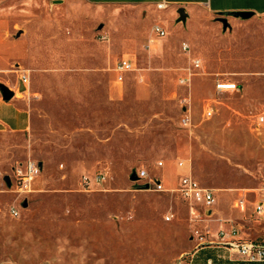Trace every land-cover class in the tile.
I'll use <instances>...</instances> for the list:
<instances>
[{
  "label": "rangeland",
  "instance_id": "374dc122",
  "mask_svg": "<svg viewBox=\"0 0 264 264\" xmlns=\"http://www.w3.org/2000/svg\"><path fill=\"white\" fill-rule=\"evenodd\" d=\"M24 9L31 17L11 19L9 32L34 34L36 71L10 63L0 70V83L13 90L19 72L27 71L40 115L26 132H0V264H184L195 232H210L206 210L171 190L180 174L189 171L215 196L223 192L225 214L229 206L237 210L229 205V191L235 206L264 182V123H255L264 114V17L229 18L226 28L211 17L194 24L203 36L191 38L178 24L161 46L154 34L130 41L140 26L129 8H111L98 19L97 9L81 2L0 0L2 14ZM28 45L24 35L4 38L0 28V66ZM122 57L131 58L135 70L122 83L113 82L114 72L106 81L107 92L115 88L119 98L98 117L72 116L66 97L85 92L89 80L51 67L86 60L112 67ZM193 58L201 67L184 85ZM218 81L235 83L237 90L218 93ZM208 103L215 111L205 118ZM85 124L100 131L70 132ZM27 159L42 168L33 190L19 194L3 177ZM141 168L168 190L132 180ZM252 208L247 203L243 215L254 216Z\"/></svg>",
  "mask_w": 264,
  "mask_h": 264
},
{
  "label": "crops",
  "instance_id": "0c3cea01",
  "mask_svg": "<svg viewBox=\"0 0 264 264\" xmlns=\"http://www.w3.org/2000/svg\"><path fill=\"white\" fill-rule=\"evenodd\" d=\"M38 1V0H37ZM52 2L64 6L73 5L77 2L86 4L87 6L97 9L98 14H93L94 18L102 19V16L106 13V10L111 8H129L135 13L131 15V20L139 23L138 34L134 35L130 41L136 42L138 38L148 37L156 35L153 28L154 26H160L166 31V35L162 38L161 46L167 45L164 41L168 34V29L179 30L177 25L181 24L183 27L180 29L183 31V35L191 38L193 36H203V33H196V27L194 24L197 22L206 20L208 18H219L225 12L231 11H250L256 16L264 17V0H51ZM41 3V0H39ZM158 4H162L158 7ZM184 9L186 14L185 21L178 20V10ZM1 13V10H0ZM121 17V14H116ZM14 16V17H12ZM91 17V15H89ZM24 18L28 20L31 14L25 9L18 12L16 15L0 14V28L4 38H20L24 35V38L29 45L25 54L19 53L18 55L7 60L5 67L0 66V70H5L10 63L22 64L24 69L29 72L36 71L34 62L35 56V43L33 40L34 34L26 29L20 28L16 31L15 35L10 34V21L15 18ZM235 20L239 18L228 16L227 19ZM119 19V18H118ZM227 20V21H228ZM101 27V24H99ZM107 29V30H106ZM103 31L110 33L112 28L103 27ZM180 30V31H181ZM109 31V32H108ZM104 37V36H102ZM151 39V42H154ZM188 47L186 42H183ZM155 49H158V45H153ZM190 47L187 51H189ZM125 58V57H122ZM128 58V57H127ZM121 59V58H120ZM130 59L132 62L133 60ZM198 59V58H197ZM200 60V59H199ZM118 61V60H117ZM116 61V62H117ZM201 61V60H200ZM114 66H110V61L106 60H86V61H66L61 65H55L51 67L53 72L64 71L66 75L80 76L83 80H89L86 84V91L83 93H77L68 95L66 97L67 106L66 110L71 113L72 116H80L93 118L98 117V111L106 107L107 103L116 101L119 97L115 88H111L109 85V92H107L106 81L111 80V73L114 72V83L119 84L116 81V73ZM134 63V62H133ZM57 70V71H56ZM60 70V71H59ZM27 71H20L17 77V81L13 88L14 95L9 100H4L0 93V132L13 131V132H26L33 125V118L36 115H40V108L36 104V92L30 90L29 82L24 86V90L17 91L16 86L19 83V76L21 73L26 74ZM131 73V72H130ZM129 74V73H128ZM186 76V74L184 75ZM182 76V78L184 77ZM29 80V78H28ZM101 90V91H100ZM21 95L15 97L16 94ZM99 126L85 124L81 128H73L70 132H98ZM164 165V164H163ZM256 190V188L249 189ZM225 196L223 192L220 195L215 196V204L210 210L206 211L208 219L206 220V227L210 235L204 237L202 240L191 239L189 244L190 250L185 256L184 264H264V260L250 261L240 257L238 254L229 250V248L223 244L221 238L217 236V231L220 227L230 229L231 226H235L238 229L239 235L245 239L264 243V214L259 216L254 212V205L258 201V194L242 195L244 199V208H238L232 203L233 193L229 191V205L237 210H232L229 206V214H225L220 206V198ZM247 203L253 206L254 216H244L242 211L247 207ZM256 217L257 219H254Z\"/></svg>",
  "mask_w": 264,
  "mask_h": 264
},
{
  "label": "built area",
  "instance_id": "2783aa9c",
  "mask_svg": "<svg viewBox=\"0 0 264 264\" xmlns=\"http://www.w3.org/2000/svg\"><path fill=\"white\" fill-rule=\"evenodd\" d=\"M161 7L162 4H158ZM155 34L159 37H164L166 31L160 26H154L153 28ZM186 44L182 45L184 51L188 50ZM201 61L197 58L191 60L190 71L187 72L186 76L181 78L180 82L186 84L189 81L191 75L194 74L193 70L200 69ZM135 70V64L128 58H121L116 62L114 71L116 73V81L122 83L126 75ZM192 70V71H191ZM20 82L25 85L28 82L26 74L21 73L19 76V83L16 86L17 91H19ZM216 92H225L237 90V85L235 83L218 81L214 85ZM214 107L211 103L206 104L203 116L205 118H210L214 114ZM188 116L183 117L184 122H186ZM255 123L257 125H262L264 123V114H258L255 116ZM184 162L179 161L178 165L183 166ZM158 166H163V161L157 163ZM42 165H39L38 161L27 159L22 163L16 164L12 168V175L10 178V186L13 187V191L19 194H27L33 190L34 182L37 176L41 172ZM138 180H144L145 184H148V188L155 191H167L162 180L159 177H149L145 169L141 168L137 171ZM103 176L100 175L99 179ZM87 177H83V185L88 186L89 182ZM172 191L177 192V194L185 201L190 204H196L202 206L206 211L210 210L215 204V194L213 190L201 185L192 175L188 172H183L180 174L178 183ZM258 194V201L254 205V212L261 216L264 214V182L259 187L256 188ZM244 199L240 198L236 202V207L244 208ZM10 212L13 215L18 214L15 208H10ZM196 239L202 240L205 237L200 231H196ZM217 236L221 238L224 245H226L229 250L238 254L240 257L250 260V261H260L264 260V243H259L254 240L245 239L239 235L238 229L235 226H231L230 229L220 227L217 231Z\"/></svg>",
  "mask_w": 264,
  "mask_h": 264
},
{
  "label": "water",
  "instance_id": "95a60500",
  "mask_svg": "<svg viewBox=\"0 0 264 264\" xmlns=\"http://www.w3.org/2000/svg\"><path fill=\"white\" fill-rule=\"evenodd\" d=\"M178 20L179 21H185V17L186 14L184 12L183 8H180L178 11ZM254 14L253 12L250 11H231V12H225L222 14V16H220L218 19L222 22V25L224 28L227 27L228 22H227V17L231 16V17H235V18H240V19H248L250 17H252ZM19 90H24V86L23 84L20 82L19 84ZM0 93L1 96L4 100H9L13 97L14 95V91L10 90L5 84L0 83ZM39 165H41V163L39 162ZM130 178L132 180H138L137 174L133 173ZM3 180L5 181V183L7 184V186H10V178L9 175H5L3 177ZM144 188H148V184H144Z\"/></svg>",
  "mask_w": 264,
  "mask_h": 264
}]
</instances>
